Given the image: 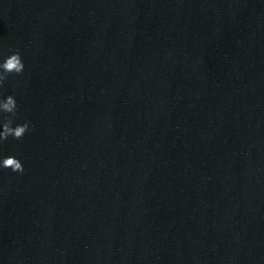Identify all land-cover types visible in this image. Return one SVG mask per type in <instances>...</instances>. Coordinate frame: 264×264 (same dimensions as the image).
<instances>
[{"label": "clouds", "instance_id": "9594fccd", "mask_svg": "<svg viewBox=\"0 0 264 264\" xmlns=\"http://www.w3.org/2000/svg\"><path fill=\"white\" fill-rule=\"evenodd\" d=\"M25 65L22 61L19 51L8 55L2 62H0V88H2L10 74L20 75L23 73ZM18 105L16 99L9 95L7 97H0V113L10 114L5 116L0 127V143L6 141L9 137L15 140H21L25 134L30 130V124L24 122L22 124H14V117H16ZM0 168L11 169L13 172L23 173L24 167L22 162L15 156H7L0 159Z\"/></svg>", "mask_w": 264, "mask_h": 264}]
</instances>
